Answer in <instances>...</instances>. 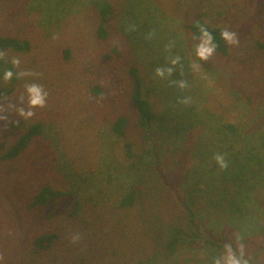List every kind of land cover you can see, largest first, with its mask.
I'll use <instances>...</instances> for the list:
<instances>
[{
  "label": "rangeland",
  "instance_id": "374dc122",
  "mask_svg": "<svg viewBox=\"0 0 264 264\" xmlns=\"http://www.w3.org/2000/svg\"><path fill=\"white\" fill-rule=\"evenodd\" d=\"M106 3L115 16L101 39ZM200 16L230 34L227 54L188 29ZM0 34L31 42L28 51L7 53L19 78L0 84L12 86L0 98V156L29 126L43 127L19 157L0 158V264L264 259V0H0ZM202 45L212 49L207 58L198 55ZM132 67L155 114L140 162L127 158L113 131L125 114L128 138L143 143ZM36 94L42 103L33 105ZM252 143L262 158L252 162L246 153L249 166H239V149ZM135 181L144 186L146 209L117 234L115 205ZM44 184L72 194L77 214L52 219L29 208L32 190ZM175 226L188 239L169 255ZM48 231L59 241L37 253L33 239Z\"/></svg>",
  "mask_w": 264,
  "mask_h": 264
},
{
  "label": "trees",
  "instance_id": "16d2710c",
  "mask_svg": "<svg viewBox=\"0 0 264 264\" xmlns=\"http://www.w3.org/2000/svg\"><path fill=\"white\" fill-rule=\"evenodd\" d=\"M99 14L100 21L97 33L101 39H106L109 33L107 24L115 16V8L111 3H106L100 6ZM187 27L196 39L205 38L214 51L221 54L228 53V39L224 38L221 35V33L226 30L222 27L206 22L201 16L189 23ZM202 29H205L209 33V36H205ZM259 46L264 51V44H259ZM30 48L31 42L27 38L0 34V84L1 82H5L6 79H10V81L16 82L19 78L16 64L11 58L7 56V53L11 51L25 52L30 50ZM8 73H11V75L9 76ZM129 73L131 76L132 88L130 98L137 112L136 122L138 128L142 130L143 143L140 145L128 138L127 130L130 125V120L129 117L125 114H121L116 118L113 123V131L121 140H123L127 158H135V162H140L143 144L146 145V143L151 141V129L155 123V114L153 112L150 101L145 95L144 83L138 69L136 67H132L129 70ZM11 91L12 86L9 83L6 82L5 84L0 85V98L4 97ZM226 128L232 132V136L236 137V129L234 134V127L232 125H227ZM42 132L43 127L40 123L29 126L26 131L20 134L16 138V140L8 146V148L0 156V158L12 160L19 157L31 143L34 137L40 135ZM229 135H227V137H229ZM241 136L240 138H243L245 140H250L252 137L250 134H241ZM252 145L253 143L248 146L247 150L243 153L242 149H239V155L241 156L239 166H249L250 159L247 160L244 158L246 153L250 156V154L253 152L251 158L252 162L255 159L262 158V156L258 152L254 151L256 146ZM235 160L236 159H234V161ZM143 187L144 186L142 183L135 181L130 186L129 190L123 193L122 197L115 205L116 208L118 207L117 209H119L122 214L121 216L119 212L117 214V218L114 219L115 223L117 221L116 225L112 228L115 233L124 234V226H130V224H133L132 221H134L137 216L141 215V207L142 209H146L147 198L145 190L143 191L142 189ZM176 193L177 197L181 200L183 208L187 213H189L192 227L197 228V223L193 220L192 212L189 210L187 204L188 202L186 201V199H182L180 192L176 191ZM28 201L29 208L38 213L41 211L42 215L52 219H55L56 217H60L62 215L74 217L77 214L79 208V201L72 194L56 188L50 184H44L33 189L31 195L28 198ZM135 212L138 215H136ZM197 235L198 232H196L195 235L190 234V241H194L195 239H193L192 237L195 238L197 237ZM59 238L60 235L55 231H48L45 233L37 234L33 239V244L36 249L35 251L37 253H40L41 251L51 249L59 241ZM187 239L188 237L185 236L182 230L175 226L165 244V248L168 254H173L176 251L177 247ZM116 243L117 245H121L118 241H116ZM119 248H121V246H117L114 250L117 251L119 250Z\"/></svg>",
  "mask_w": 264,
  "mask_h": 264
},
{
  "label": "clouds",
  "instance_id": "9594fccd",
  "mask_svg": "<svg viewBox=\"0 0 264 264\" xmlns=\"http://www.w3.org/2000/svg\"><path fill=\"white\" fill-rule=\"evenodd\" d=\"M202 31H204L205 36H209V33L205 29H202ZM221 35L224 38H226V39H230L231 38L230 34L227 31H223L221 33ZM211 51H212V49L207 48V47L202 45L200 47L199 51H198V55L200 57L207 58V56L211 53ZM8 75L10 76L11 73H8ZM30 91H32L33 93H37V89H35V88L30 89ZM31 103L33 105L42 103L40 96L38 94L34 95ZM216 159H217V162L220 164L221 168H226L227 167V164L224 162V158L222 156H217ZM230 264H239V262L233 260V261H230ZM245 264H247V262H245Z\"/></svg>",
  "mask_w": 264,
  "mask_h": 264
},
{
  "label": "water",
  "instance_id": "95a60500",
  "mask_svg": "<svg viewBox=\"0 0 264 264\" xmlns=\"http://www.w3.org/2000/svg\"><path fill=\"white\" fill-rule=\"evenodd\" d=\"M258 264H264V259L260 263H258Z\"/></svg>",
  "mask_w": 264,
  "mask_h": 264
}]
</instances>
